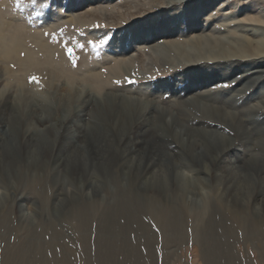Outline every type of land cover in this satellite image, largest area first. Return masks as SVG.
I'll return each mask as SVG.
<instances>
[{
	"label": "bare ground",
	"instance_id": "6f19581e",
	"mask_svg": "<svg viewBox=\"0 0 264 264\" xmlns=\"http://www.w3.org/2000/svg\"><path fill=\"white\" fill-rule=\"evenodd\" d=\"M211 1L214 0H166V5L169 3L172 6L182 4L185 8L183 11H176L177 8H173L174 12L169 9L171 12L169 18L161 17L158 21L154 20L151 23L130 26L128 30L123 32L122 40L127 41L129 39L131 42L149 44V47L154 50L169 49L176 54L178 53L180 56L177 57H183L187 63L191 64V67L174 73L170 85H176L179 81L186 82L184 89L188 87L187 91L191 85L209 82L215 84L223 81L236 69L244 68L242 76H246V79L253 81L255 85L249 96L242 100L235 99V95L247 90L249 85H243V87L235 89L236 93L226 96H223L216 89L209 88L210 86L206 91L198 90L192 97L194 100L201 101L203 106H201V110H205L204 114L201 115L202 118L196 117L198 115L194 112L195 107L191 110L185 109L177 102L178 105L175 110L170 107L167 108L171 118L170 123L167 122L166 132V130L162 131L163 127L160 128V125L156 123L153 111L155 99L158 97L156 96L157 91L149 90V92H138V94L135 92L136 95L131 96L129 91L122 88H107L106 85L110 81L106 80V77L103 78L104 75L91 67L87 68L81 81L89 83V87L91 85L92 89L82 86L77 88V91L75 90L77 101H79L77 111H83L79 114L80 119L72 121L70 118L68 120L69 127H65L61 135L56 131L52 139L50 148L53 152L52 159L55 165L52 176L58 192L56 191L51 209L56 217L47 214L41 224L52 225L56 220H62L75 225L83 232L82 242L85 245L90 238L92 220L97 212H100L96 224L94 260H98L101 264H117L118 256L121 253L130 254L133 249L137 255L139 254V251L132 244L130 232H144L147 227L144 220L146 215L154 216L161 230L166 234L167 240L185 237L183 229L187 217L176 207L177 198L180 200L182 196H186L191 200L193 196L194 181L190 171L188 174L186 171L177 169L179 167L177 164L185 159V154L196 161L198 163L196 165L205 171L208 180L215 187V191L220 194L222 203L232 210L235 217L241 219L246 237H254L255 230L252 223L237 208L242 205L245 197H249L254 200L253 205L257 204L254 207L255 213L259 214L264 211V88L261 87L262 84L258 83L259 77L264 74V15L257 10H249L243 13L242 19L249 20L255 25L253 24L251 27L239 26L230 30L229 33L232 38L236 39L234 42L235 50L232 51L220 46L221 41L214 35L215 30L213 27L210 29L204 22L210 21V16L205 18L203 15L209 12H205V8L210 5ZM71 4L75 7L74 3ZM166 8V6L163 8V13L168 14ZM140 12L135 14H140ZM4 14L6 13L0 10V62L4 63L5 60L14 58L17 60L18 69L12 73L14 82L12 88L8 89L5 84L0 86V182L3 180L5 186L13 188V184L15 182L20 183L26 172L30 171L31 174L27 183L24 182L23 190H28L27 197H34L35 201H38L40 211L44 212L45 209L47 210V203L43 195L35 191V185L40 175V167L43 166L40 164V156L44 146L49 141V136H47L48 141H46L47 138L45 139L44 133L53 131L55 128L53 126V129L51 124L46 122L47 116L45 117L44 113L39 110L40 107L34 98L38 93L37 88L26 86L28 79L26 73L29 69H37L39 72H43V64L49 65L51 63L50 56L45 55L46 60L40 62L35 56V51L27 49L23 45L25 26L12 18L4 21ZM88 15L79 16V20L88 19ZM221 16H219V21L232 19L227 15L223 18ZM182 29H184V34ZM119 35L116 36V39ZM239 35L243 37L245 42H238L241 40ZM181 36H184L186 41L180 44L177 40ZM34 41L38 43L41 50L51 51V46L46 39L36 38ZM212 43L215 46H212ZM129 47L131 44L122 50L127 51ZM246 50H251L253 58H249L250 52L247 53ZM21 51H24V57L19 56ZM120 58L108 65V78L110 75L114 78L120 69L128 68V62L122 56ZM243 58L246 59L242 60ZM167 59L165 55L163 62H166ZM201 59H204L203 65L198 63ZM211 60L213 64L208 65V61ZM233 60L236 63H233ZM227 61H229L230 66H225ZM49 75L50 86L55 91L60 88L64 90V94L57 96L61 108L66 110L68 105L66 95L68 91H71L70 85L76 79L75 73L62 67L59 72L51 71ZM62 76L63 84L57 86L55 80L62 78ZM2 78L3 72L0 68V83ZM239 85H242V81ZM143 95H145L144 98ZM180 95L176 91L172 96L179 98ZM178 100L184 102L185 95ZM89 106L93 107V117L97 119L98 116L99 121H86L88 116L86 108ZM196 107L199 106L196 105ZM210 121L217 123L221 121L222 124L236 133L239 144L244 146L242 156L234 151L232 138L225 132L220 133V130L212 129ZM189 123L191 124L189 125ZM56 124H59L58 121ZM170 124H173L174 127L179 126L184 130L183 132L181 129L175 130L178 135L176 142L173 141ZM200 124L204 127H200ZM57 127L56 125V130ZM156 133L160 142L165 145L161 149L167 152L168 160L176 169L172 174L175 179L174 184L171 183V189L172 185H175L173 196L168 191L170 187L168 176L170 175H167L165 170L172 168L168 165L169 162L166 165L162 157L158 155L159 152L154 146L157 143L152 146L149 144L151 135ZM4 134L5 137H3ZM114 135L119 136V142L114 140ZM165 141H167V148ZM218 141L223 144L220 149H218ZM176 146L178 147L175 148ZM255 148L258 151L255 152ZM105 150L112 158L114 153L117 154L114 159L119 157L120 175L125 181L123 185L130 187L129 193L125 192L123 187L117 192L113 191L110 201L97 197L99 190L94 184V180L91 179L94 169L100 167L99 160ZM225 150H227L226 153ZM21 158L25 160V174L21 179H18L17 172H15L17 168L15 169V167ZM192 169L193 167L190 168L193 172ZM243 169H247V173H243ZM86 174H90L89 187L88 191L83 192L80 199L73 194L74 192L72 193L70 188L66 187L65 180L73 175L80 182ZM0 189L1 198V194L6 192H3L1 185ZM19 200L22 202L21 199ZM195 204L196 202L193 204L195 207L192 211L193 229L197 241L204 247L207 264H231L232 256L227 242V230L224 227L220 234L217 233V227L222 228L223 222L217 223L215 217L209 216L207 223L203 224L202 218L206 213L199 210ZM220 218L222 219L223 216ZM6 220L7 216L2 217L0 214V242L5 238L6 230H11ZM42 245V229L38 230L36 226L29 227L23 236L21 246L14 248L11 243L6 242L7 258L13 259L12 264H35L37 261H45L46 257L42 251ZM38 252L41 253L40 260L35 258ZM7 261L8 259H6Z\"/></svg>",
	"mask_w": 264,
	"mask_h": 264
},
{
	"label": "rangeland",
	"instance_id": "374dc122",
	"mask_svg": "<svg viewBox=\"0 0 264 264\" xmlns=\"http://www.w3.org/2000/svg\"><path fill=\"white\" fill-rule=\"evenodd\" d=\"M165 1L166 0H93L92 2V0H37V2L33 4L31 3V0H21V4L18 7L16 5V0H0V10L6 13L4 14V21L8 20V18H12L25 26L26 30L24 31L23 40L24 47L35 51V56L40 62L46 60L45 55L48 54L50 56L51 63L49 65L43 64V72H39L37 69H29L27 71L26 78L28 77V79L26 86H35L37 88L38 93L34 98L38 107H40L39 110L44 113L45 117L47 116L46 122H49L48 124H51L52 128L53 126L55 128H53V131L50 130L51 132L46 131L44 133L45 139L49 136V141L47 138V145L44 146L40 156V164L43 166L40 167V175L38 176L35 185V191L37 193H41L47 203V210L45 209L44 212H41L39 204L37 203L38 201L36 202L34 197H27L28 190H23L24 182L27 183V179L31 174L30 171L26 172L25 177L22 179L23 182H15L13 184V188L5 186L6 184L3 180L0 182V185L3 186V192H6L5 194H1L0 214L2 217L7 216L6 222L9 224V228L11 229L6 230L7 232L5 231V238L0 242V264H12L13 262L11 257L7 258L8 250H6L5 247L6 242L11 243L14 248L21 246L26 230L29 227L31 228L34 226L38 227V230L42 229V251L46 257L45 261H37L35 264H101L98 260H94L96 252V224L100 212H97L92 220L90 238L85 245L82 242L83 232L75 225L63 222L62 220H56V222L52 225L41 224L47 214L51 217L55 216L53 210L51 209V205L56 191L58 192V188L53 182L52 175L54 173L53 167H55V165L52 159L53 152H51L50 144L53 141L52 139L54 138L56 131H58V134L61 135L64 128L69 127L68 120L70 118L72 121L80 119L79 114L83 111H77L79 101H77L76 91L77 88H81L82 86H85L86 88L89 87V83L81 81V78H84L87 68H95L98 72L104 75L103 78L106 77L105 79L110 81V83H107L106 85L107 88H122L123 90L129 91L128 93L131 96H135L138 92L145 93L147 91L149 92V90L153 92L157 91L156 96L158 97L155 99L156 101L153 106V111L156 123L160 125V128L163 127L162 131L166 130V132L167 122L170 123L171 118L169 116L170 113L167 112V108L170 107L175 110V107L178 105L177 102L184 106L185 109L191 110L195 107L194 112L198 115L196 117L202 118L201 115L204 114L205 110H201L203 107L200 103L201 101L194 100L192 97V95L196 94V91L198 90L206 91L208 86H210L209 88L216 89V91H219L223 94V96H226L236 93L237 91L235 89L241 88L243 85H249L247 90L235 95V99L242 100L251 94L255 85L253 81H248L246 76H242L244 68L236 69L232 74L224 78L223 81H219L215 84L209 82L206 84L191 85L190 87L192 89L190 88L188 91V87L184 89L186 82L179 81L176 85H170V81L173 79L172 76H174V73L188 69L191 67V64L187 63L183 57H177L180 55L170 51L169 49L154 50L149 47V44H139L131 42L129 39L127 41L122 40L123 32L128 30L130 26L147 22L151 23L154 22V20L158 21L161 17L169 18L171 17L169 9L174 12L175 10H173V8H177L176 11H183L185 8L182 4L172 6L169 3L166 5ZM70 3H74L73 5H75V7L72 6V4L70 5ZM211 3L205 8V12H209L203 15L205 18L206 16H210V21L204 22L210 27V29L213 27V30H215L214 35L221 41L220 46L232 51L235 50L234 42L236 39H234V37L232 38V35L229 33L230 30L239 26L251 27L254 24L249 20L242 19L244 15L243 13L249 10H257L264 15V0H214L211 1ZM165 6L167 7V12H169L168 14L163 13V8ZM229 6L230 8H228ZM138 11H141L140 14H135ZM83 14H89L87 16L89 18L84 20L82 19V21H80L79 16H82ZM226 15L232 17V19L228 21H219V16L223 18ZM119 30L121 31L118 33ZM182 33L184 34V29H182ZM117 35H119L118 39H116ZM36 38L46 39L47 43L51 46V51L47 52L41 50L38 43L34 41ZM105 38H107V43L97 49H93L92 45L88 43L89 41H99ZM239 38L242 41L239 40L238 42H245L243 37L240 35ZM177 41L181 44L184 43L186 39L184 36H181ZM80 44L85 45V47L80 48L78 46ZM130 44L131 47H129L127 51L122 50L130 46ZM66 45L67 47L74 49V56L76 58L75 66H73L72 60L68 55L65 47ZM211 45L213 46L214 44L212 43ZM197 47H199V45H197ZM246 52H250L249 58H253L251 50H246ZM24 55V51H21L19 56L24 57ZM165 55L168 59L166 62H163ZM121 56L126 62H128V68L125 67L120 69L114 78L112 75L108 78V65L112 64L114 60L120 58ZM244 59L246 58H243L242 60ZM203 60L204 59H201L198 63L203 65L205 63ZM7 61H4L5 64L0 62V68L3 72V80H1L0 86L2 87L5 84V86L10 89L14 83L12 73L18 69V64L17 60L14 58ZM208 63V65L213 64L212 60L208 61ZM233 63H236V61L233 60ZM225 66H230L229 61L225 62ZM62 67L72 70L75 73L74 76L76 78L72 82V85H70L71 91H68V93H70H67L66 95V102L68 103V105L66 103V110L61 108L62 106L59 104L57 96L59 94H64V90L58 88L59 90L55 91L49 84L51 80L49 72H59ZM33 75L39 77V84L29 81V77ZM240 81H242V85H239ZM258 83L262 84L261 87L264 88V74L259 77ZM55 84L57 86H61L63 84V76L62 78L56 79ZM28 88L30 89V87ZM190 90L191 92H189ZM176 91L178 94H181L179 98H173L174 96H172ZM184 95L185 101L180 102L181 100L178 99H181ZM109 97H107V100H109ZM142 97L144 98L145 95ZM196 105L199 107H196ZM86 109L85 110L88 114V118L86 117L87 122L99 121L98 116L97 119L93 117V107L91 108V106H89ZM57 121L60 126L59 124H56ZM190 124L191 123H189V125ZM210 124V127L215 129V131L220 130V133L225 132L229 137H231V141L234 143V151L239 154V156H242L244 153L242 152L244 146L239 144L236 133L222 124L221 121L218 123L210 121ZM56 125L60 129L57 127L56 130ZM199 126L204 127L201 124ZM180 129L182 132L184 131L182 128H179V126L174 127L173 124L171 125L170 130L174 142L178 141L176 139L178 135L175 133V130L179 131ZM156 135L157 133L151 135L152 137L150 136L151 139H149V144L152 146L154 143H157L154 146L159 152L158 155L162 157L166 165L169 162L168 165L172 168L167 170L165 169L167 167L166 166L164 169L166 170L167 175H170L168 176L170 182L168 191L170 195L173 196L175 192V185H172L171 189V183L174 184L175 182L172 174L176 169L172 167L171 162L168 160L166 154L167 152L161 149L165 147L164 143L160 142V139ZM3 137H5V134ZM113 138L116 142H119V136L114 135ZM58 139L59 138L57 137V140ZM165 142L167 148V141ZM217 144L219 145L218 149H220L223 145L220 141H218ZM177 147L178 146L175 148ZM212 148L216 150L214 147ZM254 151L256 152L258 149L255 148ZM226 152L227 150H225V153ZM47 154L50 155L48 156ZM115 155L117 156V154L114 153L112 158L105 150L99 160L100 167L94 169V174L91 178L94 180V184L99 190L97 197H102L106 201H110L113 191L117 192L121 189V187H123L125 192H130V187L123 185L125 181L123 180L122 175H120L119 157L114 159ZM184 158L185 159L182 162L180 161V164H177L179 167H176L181 171L188 172V174L191 173L192 180L194 181V197L192 196V198L194 201L196 200L195 205L199 208V210H203L206 213L202 218V223L206 224L209 216L215 217L217 223H220L221 221L223 222L224 225L222 224V228L217 227V233L220 234L224 227L227 230V242L231 256L233 257H231L230 263L264 264V211L259 214L255 213L254 207H256L257 204L253 205L254 200L249 197H245L242 205L237 208L241 214H244L250 220L255 230L254 237L247 238L244 234L241 219L235 217L232 210L228 209L225 204L222 203L219 197L220 194L215 191V187L212 182L208 180L205 171L196 165L198 163L189 158L186 154ZM24 163L25 160L21 158L20 162L15 167V169L17 168L15 172H17L18 179H21L25 174ZM191 166L193 167V172L190 170V168H192ZM198 171L199 173H197ZM242 172L247 173V169H243ZM76 179L77 178H74V176L71 175V177L66 178L65 184L66 187L70 188L72 193L74 192L73 194L81 199L83 192L88 191L90 174H86L80 182ZM205 180L206 182H203ZM66 182L69 183L67 184ZM192 198L189 200L188 197L182 196L180 200L179 198L176 200L177 209L184 213L185 217H187V220L184 221V238L167 240V236H165L166 234L163 233L154 216L146 215L144 220L147 227L144 232H130L132 244L134 248L139 251V254L137 255V253L134 252V249L130 254L125 252L124 254L121 253L118 256L117 264H207L204 247L197 241L193 229L194 217L192 215V211L195 207L193 206L195 202L192 201ZM19 199H21L22 202H20ZM150 200H152L151 197ZM221 216H223L222 219L220 218ZM229 224L233 227V229ZM40 255V252L35 255L36 260H40ZM6 259H8L7 262Z\"/></svg>",
	"mask_w": 264,
	"mask_h": 264
},
{
	"label": "snow or ice",
	"instance_id": "6c2138e0",
	"mask_svg": "<svg viewBox=\"0 0 264 264\" xmlns=\"http://www.w3.org/2000/svg\"><path fill=\"white\" fill-rule=\"evenodd\" d=\"M36 2H37V0H31V3H33V4H35ZM20 4H21V0H16V5L18 7L20 6ZM88 43L92 45L93 49H97L100 46H103L104 44L107 43V38L101 39L99 41H89ZM78 46L80 48H84L85 47V45H83V44H80ZM65 47L67 49V52H68V55H69L70 59L72 60L73 66H75L76 58L74 56V49L67 47V45ZM29 81L30 82H36L37 84H39V77H37L35 75L30 76L29 77Z\"/></svg>",
	"mask_w": 264,
	"mask_h": 264
}]
</instances>
